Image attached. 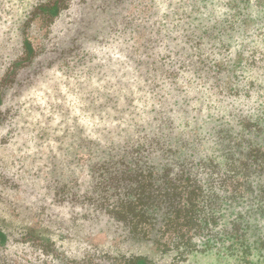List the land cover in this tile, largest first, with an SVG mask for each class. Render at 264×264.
Returning a JSON list of instances; mask_svg holds the SVG:
<instances>
[{"label": "rangeland", "instance_id": "obj_1", "mask_svg": "<svg viewBox=\"0 0 264 264\" xmlns=\"http://www.w3.org/2000/svg\"><path fill=\"white\" fill-rule=\"evenodd\" d=\"M181 1L0 0V234L10 240L11 257L64 264L60 254L48 263L51 255L36 256L18 240L32 229L48 232L78 260L115 246L128 254L147 251L157 264H264L257 203L243 210L254 212L231 208L221 222L250 228L246 251L241 243L229 249V235L210 250L182 256L133 243L101 208L103 199L123 198L120 177L136 173L125 172L135 166L126 169L120 160L131 161L145 134L138 132L154 114L145 62L163 55L171 19L163 15L181 12Z\"/></svg>", "mask_w": 264, "mask_h": 264}, {"label": "trees", "instance_id": "obj_2", "mask_svg": "<svg viewBox=\"0 0 264 264\" xmlns=\"http://www.w3.org/2000/svg\"><path fill=\"white\" fill-rule=\"evenodd\" d=\"M181 3V12L163 15L171 16L163 55L153 46L158 58L145 62L154 114L138 132L145 134L131 161L120 160L126 169L135 166L125 172L136 173L121 176L123 198L103 199L101 208L128 230L127 239L163 256L210 250L229 235V249L241 243L246 251L250 228L221 222L234 207L254 212L243 211L249 202L264 214V0ZM172 98L173 107L165 106ZM43 231L29 229L18 240L36 256L51 255L48 263L58 253L64 264L86 258L87 264H157L147 251L128 254L115 246L69 258ZM10 247L0 234V264H26L10 256Z\"/></svg>", "mask_w": 264, "mask_h": 264}]
</instances>
